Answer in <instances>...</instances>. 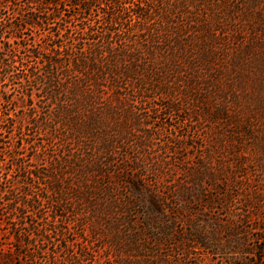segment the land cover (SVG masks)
I'll return each mask as SVG.
<instances>
[{"label": "rangeland", "instance_id": "1", "mask_svg": "<svg viewBox=\"0 0 264 264\" xmlns=\"http://www.w3.org/2000/svg\"><path fill=\"white\" fill-rule=\"evenodd\" d=\"M224 2L198 8L173 79L106 82L96 125L69 133L30 49L101 41L107 10L0 6V264H264V0Z\"/></svg>", "mask_w": 264, "mask_h": 264}, {"label": "trees", "instance_id": "2", "mask_svg": "<svg viewBox=\"0 0 264 264\" xmlns=\"http://www.w3.org/2000/svg\"><path fill=\"white\" fill-rule=\"evenodd\" d=\"M223 1L0 0V6L3 4V6H15L17 3L20 5L23 3V7L20 6V11L24 9L38 11L49 7L56 10L66 5L70 9L77 10L79 15L91 11L96 6H103L101 9L107 10L104 13L105 35L101 41L94 39L87 48L75 53L71 52V54H66L60 45L44 48L35 46L30 49V56L36 62L35 69L38 71L30 70L28 78L38 81L46 87L51 103H55L56 106L55 115L53 117L48 115L50 122L54 125L64 124L67 127V133H69L79 127L83 128L88 122L96 125L98 121L90 113L97 105L106 82L115 85L119 91V81L121 80L132 79L139 85L150 87L151 84L161 85L165 80L173 79L178 72L177 69H180L179 72H181L183 67L180 68L181 63L177 64L172 60L171 55L173 52L181 50V43L185 42L183 39L197 24L196 19L201 11L198 8L208 7L215 16L232 13L230 11L226 13L225 9L227 10V8L221 6L225 4ZM238 7L235 4L236 10ZM130 12H133L135 22L129 26L125 15ZM34 13L36 12L31 14V18L25 19L26 25L35 26L40 21V18H37ZM56 13L55 11L51 16L44 18L43 25L57 19L59 14ZM118 25H126L128 28L124 32H120L116 28ZM210 27L209 22L202 23L203 31L204 29L209 31ZM53 38L54 41L58 39L55 35ZM70 41L80 42L81 40ZM144 57H146L145 61L150 59L152 62L144 65ZM3 68L6 74L10 73L14 68L13 61L6 59ZM121 106L127 107L126 102L121 103ZM164 108L172 112L176 110L177 106L167 104ZM152 111L155 114L158 113L154 108ZM145 117L146 114L143 115V119L146 121ZM147 119L149 120L148 115ZM77 132L79 133V131ZM93 139L92 144H95L96 151L104 154L110 152V141L99 145V138L94 137ZM140 146H142L141 143ZM87 167L86 165L79 166L77 170L79 173L76 174L77 180L81 181L87 175L85 169H91ZM134 189H138L136 184H134ZM90 198L93 200L94 197L90 195ZM64 201L66 202V199Z\"/></svg>", "mask_w": 264, "mask_h": 264}]
</instances>
